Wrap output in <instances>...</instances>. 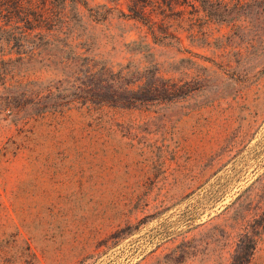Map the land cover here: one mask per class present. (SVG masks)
<instances>
[{"label":"rangeland","instance_id":"obj_1","mask_svg":"<svg viewBox=\"0 0 264 264\" xmlns=\"http://www.w3.org/2000/svg\"><path fill=\"white\" fill-rule=\"evenodd\" d=\"M179 1L0 8V264H264V0Z\"/></svg>","mask_w":264,"mask_h":264},{"label":"trees","instance_id":"obj_2","mask_svg":"<svg viewBox=\"0 0 264 264\" xmlns=\"http://www.w3.org/2000/svg\"><path fill=\"white\" fill-rule=\"evenodd\" d=\"M29 1L30 0H0V8H3L6 11H10L11 9H18L24 6V4ZM128 1L129 4H127V9L129 11L130 16L141 19V21H143L147 25V28L153 40L158 39L157 31L159 32V27L161 25L167 26L168 28L170 26L169 24H172L170 23V20L168 19L169 16L167 14L168 12H171L174 9L176 4L181 3L179 0H128ZM197 1H199V3L203 6L212 5L213 3H215V1L213 0H197ZM42 6L46 7V5L44 4ZM3 60L4 59L0 57V63H2ZM152 67L155 72L157 70L155 63L154 66ZM105 69L106 71L109 72L111 70L110 68H105ZM152 78L153 81L150 85L151 86V88H149L150 90H157L159 89V87L163 89H167L168 86H170L171 84V82H169V84L165 82V80L161 79L159 75L158 76L152 75ZM136 85L139 86L138 83ZM5 87L7 88L9 86L5 85ZM6 104H11L8 98L5 99V102L1 103V107L2 108L5 107Z\"/></svg>","mask_w":264,"mask_h":264}]
</instances>
